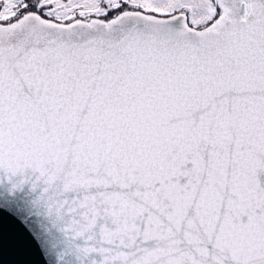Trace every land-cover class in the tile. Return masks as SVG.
Masks as SVG:
<instances>
[{
    "label": "snow or ice",
    "instance_id": "snow-or-ice-1",
    "mask_svg": "<svg viewBox=\"0 0 264 264\" xmlns=\"http://www.w3.org/2000/svg\"><path fill=\"white\" fill-rule=\"evenodd\" d=\"M0 264H264V0H0Z\"/></svg>",
    "mask_w": 264,
    "mask_h": 264
}]
</instances>
